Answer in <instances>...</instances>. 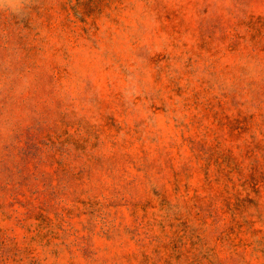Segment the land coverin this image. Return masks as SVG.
<instances>
[{
  "label": "rangeland",
  "instance_id": "374dc122",
  "mask_svg": "<svg viewBox=\"0 0 264 264\" xmlns=\"http://www.w3.org/2000/svg\"><path fill=\"white\" fill-rule=\"evenodd\" d=\"M0 264H264V0H5Z\"/></svg>",
  "mask_w": 264,
  "mask_h": 264
},
{
  "label": "clouds",
  "instance_id": "9594fccd",
  "mask_svg": "<svg viewBox=\"0 0 264 264\" xmlns=\"http://www.w3.org/2000/svg\"><path fill=\"white\" fill-rule=\"evenodd\" d=\"M8 4L10 7L15 9V7L18 6L19 0H7ZM5 3V0H0V5H3Z\"/></svg>",
  "mask_w": 264,
  "mask_h": 264
}]
</instances>
